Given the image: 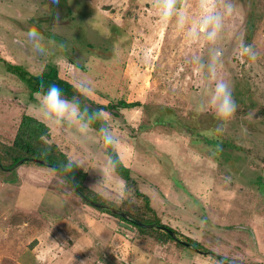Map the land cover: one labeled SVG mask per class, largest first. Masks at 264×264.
<instances>
[{"label": "rangeland", "instance_id": "obj_1", "mask_svg": "<svg viewBox=\"0 0 264 264\" xmlns=\"http://www.w3.org/2000/svg\"><path fill=\"white\" fill-rule=\"evenodd\" d=\"M208 2L221 11L226 3L233 5L215 45L189 44L174 24L163 26L159 0H0V57L32 74L54 63L75 85L90 81L94 92L88 97L98 103L137 101L103 114L112 128H123L118 136L133 137L130 176L154 213L121 178L122 200L121 186L106 181L110 194L100 197L131 216L159 218L177 229L181 240L199 241L200 250L264 264V0ZM199 4L183 0L189 27L198 22ZM48 5L57 9V18L46 13ZM29 39L39 42L42 68L27 61L23 45ZM241 41L253 46L255 61L238 56ZM212 48L222 52L216 79L230 83L237 103L236 113L223 124L210 103ZM32 98L0 62V141H12L23 114L40 116L33 108L35 93ZM135 114L142 120L133 134L125 119ZM52 129L48 141L55 144ZM225 142L229 146L220 145ZM30 166L40 172L24 168ZM37 178L47 181L61 203L31 204L37 195L29 183ZM68 206L85 203L51 168L27 161L12 170L0 168V264H222L190 246L140 235L129 223L90 205L111 230L97 239L102 242L93 237L86 248L74 232L62 230L72 216ZM52 211L61 225L45 221Z\"/></svg>", "mask_w": 264, "mask_h": 264}, {"label": "clouds", "instance_id": "obj_2", "mask_svg": "<svg viewBox=\"0 0 264 264\" xmlns=\"http://www.w3.org/2000/svg\"><path fill=\"white\" fill-rule=\"evenodd\" d=\"M200 15L197 23L188 26V15L179 0H159L158 11L160 23L167 27L174 24L177 31L184 34L189 44H197L204 41L210 45H215L224 26V19L233 11L231 2L225 4L224 10H218L215 5H211L208 0H200ZM46 13L51 18H57V9L51 5L46 6ZM27 54V61L30 66L37 68L43 67V61L40 57L39 42L34 39L27 40L24 45ZM213 54L207 64L208 78L215 81L214 89L211 93L210 103L215 108L216 114L223 123L228 122L237 111V103L231 91L229 82L223 79H216L217 69L220 63L222 52L217 48H212ZM238 56L247 57L250 61H255L257 52L253 46L241 41L239 45ZM199 62V61H197ZM79 96L71 99L67 98L63 90L56 84H51L45 90L43 87L36 93V103L33 108L39 112L41 122L46 126L55 128L62 132H67L81 142H86L95 135L102 144L105 151L102 157L101 179L93 187L101 197H107L110 194L109 188L105 184L108 177L113 180L116 177L117 161L112 153L115 152L120 143L119 136L113 130L109 121L103 115V110L89 112L80 100V96L88 97L94 92L91 82L82 79L74 85ZM94 125H99L94 127ZM75 162L69 159L64 166L65 171H70ZM124 184L122 180L119 181ZM125 189L121 188L120 199L124 198Z\"/></svg>", "mask_w": 264, "mask_h": 264}, {"label": "trees", "instance_id": "obj_3", "mask_svg": "<svg viewBox=\"0 0 264 264\" xmlns=\"http://www.w3.org/2000/svg\"><path fill=\"white\" fill-rule=\"evenodd\" d=\"M182 3H183V0H179L180 6L182 5ZM0 62L4 65L7 71L17 75L18 78L25 84V86L27 87L29 91V96L31 99H33L32 95L34 93H37V91L41 89V87H43L46 90L47 87L51 84L58 85L63 90L64 95L69 99L80 95L77 92L76 88L74 87L75 84L69 79L62 77L58 71L57 66L54 63L49 62L45 65V68L40 73L32 74L23 65L12 64L1 57H0ZM80 100L82 104L86 106L87 110L90 113L95 110H103V113H105L107 111L117 109L119 106L125 108V107H134L139 104L137 101L126 102L124 100L118 101L117 104H114L113 102H108L104 104V103H98L94 101L93 99H90L89 97H83V96H80ZM98 126L99 125H94V127H98ZM49 136H50L49 127L46 126L45 123H42L41 120H39L36 117L23 114L21 116L18 128L16 130V133L12 141L8 143L0 141V166H2L3 168H10L20 159L26 158L27 163H32V164H35L41 167H49L55 172L59 173L66 180V182H68L67 179L64 177V175L52 166H58L65 171L64 166L67 164L69 158L66 156L65 153H63L57 147V145L50 143L48 141ZM202 138L204 142L208 143L209 138L208 140H206L205 137H202ZM211 143L219 144V140L212 138ZM221 144L225 146H229V144L226 142L220 143V145ZM104 150L111 151L110 149H107V150L104 149ZM218 151L219 150H217V152ZM112 155L114 159H116L117 161L116 174L119 177H121L125 181L126 184H130L133 187L135 191V195L138 198L143 200L145 208H147L149 211L154 213V210L150 206L149 198L145 194L139 192V190L137 189V183L130 176L129 168L126 167L122 163L117 151L115 150V152H113ZM34 159L45 161L49 163L51 166H46V165L37 163L34 161ZM23 163H26V161ZM65 172L73 180V182L77 185L79 190L87 198H89L90 200L96 201V202L107 204L115 209L121 210V208L117 206L115 203L102 199L100 195H98L96 192L85 187L84 181H85L87 174L77 163L74 164V167L70 171H65ZM68 184L70 183L68 182ZM82 201L83 203L92 206L87 201L83 199ZM94 208L100 211L109 213L119 218L120 220L129 223L136 229V231L140 235L142 234L150 235L162 243L173 241L178 246V248L187 247V245L184 242L190 243L191 245L197 248L199 247L202 248L201 243L193 238L183 236L184 240H181L178 237L180 236L179 231L177 229L172 228L169 225L162 223L159 218L135 217V216H131L128 212H125V211L123 212L127 215L128 218L127 217L123 218L117 215L116 213H113L109 209H100L98 207H94ZM138 222L145 223V224L154 223L163 228H166L167 230H171L175 236L173 237L172 235H170V233L158 227L146 228L138 224ZM223 259L225 261L230 260L225 257H223ZM230 262H233L235 264L242 263V261L238 259H234V261L230 260ZM254 264H263V263H254Z\"/></svg>", "mask_w": 264, "mask_h": 264}, {"label": "crops", "instance_id": "obj_4", "mask_svg": "<svg viewBox=\"0 0 264 264\" xmlns=\"http://www.w3.org/2000/svg\"><path fill=\"white\" fill-rule=\"evenodd\" d=\"M36 118L41 120L40 116H37ZM125 120H127L128 122L127 125L131 126L130 132L135 134V132L138 130L137 124L140 123V121L142 120L141 115L135 114L133 117H131L130 115V117H128V119H125ZM132 128H134V130ZM52 130H54V137H56V139L54 138L55 144H57L60 147L62 152L65 153L69 159H72L86 172L87 176H86L84 183L89 188L96 190L92 185L94 184V180L95 182H98L101 179L100 172H101V166L103 164L102 157L105 152L102 145L100 146L99 139L95 135H93L86 142H81L80 140L73 137L67 132H62L55 128H53ZM113 130L115 132L119 131L121 133L124 131L123 128H120V127H114ZM125 136H126L125 138L123 137L121 138V136L119 135L120 143L117 146L116 151L122 163L126 167L131 168L130 164L132 162L133 153H134V148L131 144L133 137L130 136V133H128V135L126 134ZM24 168H27V170L33 171L35 174H38L40 172V169H39L40 167L30 166V167H24ZM116 177L118 179L113 180L112 177H108L105 181L109 183L113 182L115 183L114 187H117L120 185L119 181L121 177H119L117 174H116ZM23 182L24 180L22 181V183ZM46 184H47L46 180L43 179L41 181L39 180V178L29 183V185H31L30 187L34 190V192L37 195L30 201L32 205L39 204V202L44 203L45 200H52L55 203L56 202L61 203L60 198H57L52 192L48 191ZM68 208L69 206L66 207V209ZM68 211H70L72 216H67V219L64 221V223H62V230L63 232H65V234L69 233V231L74 232V234H76L79 237V241L85 242V244L87 245L86 248L89 247L88 244L94 243L92 241L93 237L96 239L95 242H102V241H97V239L98 238L103 239L104 237L108 236L107 233L108 231L111 230L110 226L106 222H104L102 219H97L95 217V214L92 213V211L89 209V205L85 204L84 207L82 206L78 208L70 207ZM55 214H56L55 211L45 214L47 216L45 221L55 220L56 223L62 222L61 219L60 220L56 219V218H59L60 215L57 213L58 215L56 216ZM116 234L118 233H115V235ZM115 235H110L109 238H112V236H115Z\"/></svg>", "mask_w": 264, "mask_h": 264}, {"label": "water", "instance_id": "obj_5", "mask_svg": "<svg viewBox=\"0 0 264 264\" xmlns=\"http://www.w3.org/2000/svg\"><path fill=\"white\" fill-rule=\"evenodd\" d=\"M25 161H27V159H26V158H23V159H20L19 161H17V162H16L14 165H12L10 168H3L2 166H0V167H1V169H3V170H11V169H14L16 166H18L19 164H21V163H23V162H25ZM34 161L37 162V163H40V164H42V165L51 166L49 163H47V162H45V161H42V160L34 159ZM52 167H54L56 170L60 171V172L64 175V177H65V178L67 179V181L70 183V185L72 186V188L74 189V191H75V192H76V193H77V194H78L83 200L87 201L89 204H91V205L94 206V207H98V208H100V209H109V210L112 211L113 213H116L117 215H119V216H121V217H123V218H126V217H127V215H126L123 211H121V210L115 209V208H113V207H111V206H109V205H107V204H104V203H100V202H96V201L90 200L89 198H87V197H86V196H85V195L79 190V188L77 187V185L73 182V180L67 175V173H66L63 169H61V168L58 167V166H52ZM127 218H128V217H127ZM138 224H140V225H142V226H144V227H146V228H155V227H158V228H160V229H162V230H164V231H167V232L170 233V235H172L173 237L175 236L171 230H167L166 228H163V227H161V226H159V225H156V224H154V223L145 224V223L138 222ZM184 243H185L187 246H190V247L194 248L196 251H198V252H200V253H203V254H211V255L215 256V257L218 259V261H219L220 263H222V264H231V263L226 262V261L223 259V257H221L220 255L214 253V252L211 251V250H200V249H198L197 247L191 245L190 243H187V242H184ZM239 264H243V263H239ZM244 264H245V263H244Z\"/></svg>", "mask_w": 264, "mask_h": 264}]
</instances>
